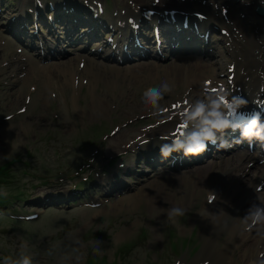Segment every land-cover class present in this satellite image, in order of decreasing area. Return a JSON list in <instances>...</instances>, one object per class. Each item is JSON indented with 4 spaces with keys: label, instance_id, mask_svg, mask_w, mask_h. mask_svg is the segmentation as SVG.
<instances>
[{
    "label": "rangeland",
    "instance_id": "374dc122",
    "mask_svg": "<svg viewBox=\"0 0 264 264\" xmlns=\"http://www.w3.org/2000/svg\"><path fill=\"white\" fill-rule=\"evenodd\" d=\"M0 1L5 5L10 4L6 10L11 11L16 0ZM114 1L117 8H120L121 0ZM112 9H114V5L109 7V10ZM0 20L4 21V19ZM8 46L5 47L6 50ZM63 46L66 52L65 57L50 62L57 64L72 61L70 68L69 64L62 68L65 74L70 73L67 80H64L62 75L58 79H49L46 74L47 78L44 75L42 77L46 83L42 82V71L35 65L37 69L27 75L26 80L31 74H34L39 76V81L33 78L29 82L25 81L22 86H15V92L9 96L6 95L7 99L0 103V116L10 115L0 124V166H7L9 176L7 182L0 183V196L7 198L5 204L0 206V258L15 257L20 252H25L34 257L35 264H61V258H65L62 264H195L192 261L203 257L201 255L203 240L199 229L206 222L204 220L201 222L202 217L196 212L202 209L204 205L202 199H205L204 193L208 188H205L202 193L195 195L191 193L188 196L184 192L180 196L181 192L175 196L168 192L169 207L185 209L184 216L175 217L172 220H168L167 209L162 208V203L152 204L149 200L141 201L139 205L133 207H125L126 201L122 202L119 206L123 208L114 212H108L107 209L101 211L104 208L102 206L77 208L75 204H70L59 209L53 206L38 207L37 203H30L32 197L40 190L42 178L50 177L48 175L54 174L57 170L65 172L71 168V171L78 173L85 168L95 169L97 164L105 167L108 161L121 155L124 159L111 162L108 170L116 169L117 166H126L124 164L131 158L130 152L134 150L128 136L134 130L141 129L139 128L141 124L129 125V122L135 121L137 117H142L143 130L145 125L149 126L157 121L156 118H152L155 116L152 114L153 109L141 101L143 91L148 87L159 85L162 81L173 84V91L165 94L160 101V107L163 109V106H167V103L173 98L180 100L179 97L185 93L183 90L189 88L185 84L184 78L174 79L176 72L172 76L169 75L171 74L169 70L174 64H171L169 68V62L161 64L160 61H156L158 70L155 74L139 81L133 78L134 72L130 73V76H124L126 67H132L138 61L122 67L120 74L115 73L116 71L106 73L98 68L100 76L95 80L90 72H83V68L75 66L78 62H76L77 57L71 53L72 46ZM213 47L212 50L207 48L205 50L217 54V46L213 44ZM86 48L88 45H85ZM208 52L204 53V58L213 59V53L209 54ZM12 53H14L12 50L5 53L4 65L6 63H11V66L17 65L14 63L16 55L13 57ZM93 57L99 60V57ZM84 58L86 59V57ZM148 61L154 60H146V62ZM218 61L221 62L220 59ZM29 63L26 62L25 68L21 64L18 65L20 66L18 68L9 67L10 65H6V68L11 71L16 69L20 72L19 75L23 76L29 73ZM178 68L182 67L178 65ZM225 68L224 65L221 67L215 65L212 72L201 71L194 81L197 84H202V80L207 77L205 75L223 80L222 74L226 72ZM130 71L132 72V69ZM31 88H34V91L30 92ZM28 91L33 97L28 103H23L24 95ZM98 94H101L99 95L101 98L97 97ZM21 107H24V111L18 112ZM96 108L101 110L97 111ZM137 141L141 142L142 140ZM233 153L235 152L230 155ZM226 158L228 156L220 158L221 160L218 159L215 164H220ZM84 159H88L89 163L82 166V163L85 162ZM211 162H215V160ZM211 162H205V164H211ZM250 163L252 164V162ZM198 166L201 165L180 167L171 173L179 174L190 169L187 167ZM256 166L258 167V164ZM250 169L255 170L254 168ZM156 176L153 175V179ZM159 180L166 181L169 188L173 187L168 183L169 179L168 181L162 178ZM213 180L214 178H206L204 184H212ZM216 180L217 184L221 181L219 178ZM116 181H118L117 178H110V183ZM147 182L145 181L144 185ZM254 182L251 187L256 184ZM116 184L114 183L110 187H114ZM186 184L187 181L184 179L180 191ZM246 185H249L247 181H241L240 187L247 188ZM138 187L139 185L125 196L137 192L140 188ZM260 187L261 185H256L255 190H259ZM224 189L227 190L225 184ZM102 190L104 188L97 191V194ZM22 193L27 198H13L18 194L21 196ZM145 194L148 196L146 199L152 198L151 201L155 195L154 193L149 194V192ZM244 195L248 196L249 194L245 192ZM122 196L112 202L119 200ZM236 197L233 198L229 214H237V208L240 207L238 205L240 198ZM219 199L220 194L216 193L217 205ZM39 204L44 206L47 203ZM256 204L264 206V203L260 204L258 201ZM243 206L241 205L240 208ZM28 212L38 215V218L36 216L34 220H27L25 216ZM71 220L74 222L73 226L69 224ZM239 226L238 224L237 227ZM240 228L245 232L243 227ZM260 228L261 226L254 228L252 234L258 237L255 244L264 248V231L262 232ZM220 239L222 240L221 236L219 241ZM97 241L99 244L96 245ZM95 245L100 250L99 252L94 251ZM262 253L263 251L256 252L258 259L255 261H258L257 263L264 261ZM251 256L252 254L248 256L249 260L253 258ZM237 258L238 256L234 253L230 261L223 263L235 264L234 260ZM245 259H240L241 261L238 262L242 264ZM208 260L210 258H205L203 262Z\"/></svg>",
    "mask_w": 264,
    "mask_h": 264
},
{
    "label": "bare ground",
    "instance_id": "6f19581e",
    "mask_svg": "<svg viewBox=\"0 0 264 264\" xmlns=\"http://www.w3.org/2000/svg\"><path fill=\"white\" fill-rule=\"evenodd\" d=\"M150 1L151 0H145L144 3L149 4ZM163 1H169L167 4H165L166 6H176L180 9H185L188 3V0H182L177 5H175L174 3L170 2V0H162V2ZM228 1L230 0H205L206 5L211 4L210 10L207 8H202L204 11L209 12V14L205 17L204 20H200V23L204 24V22L207 23V21H216L217 24L219 25V29L224 30V33L222 34V39L225 42L226 50L230 52L229 58L227 60L223 58L221 62H217L214 59L210 58L209 61L204 58L203 52L199 53V55L185 54L181 57L173 56L172 61L168 63L169 68L171 64H174L169 70L171 73L169 75L172 76L176 72L174 75V79L184 78L185 83L193 82L194 78H197V75L201 71L209 70L212 72L213 66L216 65L218 67H221V65L227 63L226 68L229 67L232 68L230 72L233 73L234 84L235 86L239 87V90L237 92L241 93L239 94L237 92H233L231 97L241 96L248 101V98L256 99L264 95V24L260 27V29L253 32L250 35L251 42H249L245 30L241 27V22H242L241 14H245L243 8L236 10L233 13H229L227 10L224 16L220 14L219 12L220 6L227 4ZM255 3L259 4V0H250L249 4L253 5ZM241 5L244 4L241 3ZM128 10L131 11L130 12L131 15L135 13L130 9V7H128ZM233 27L235 29H238L239 32L242 33L241 38H238L237 35L234 34ZM179 47L183 48L185 47V44H180ZM203 48L206 49V46ZM213 48L215 49V47ZM31 49H34V47H31ZM252 50H255L256 52L253 54ZM12 55L13 57H15L16 55L15 52L12 53ZM92 55L99 57V60L93 56L86 57L83 63L84 64L83 72H90L91 76L93 75L95 80H97L98 79L97 77L100 76V71H105L106 73H109L111 71H116L115 73L117 74H120V72L122 71V67L117 65L113 66L105 62V60L106 61L112 60L111 55L105 52H97V51H94ZM62 56H63V52H61L59 49H55V50H51L49 53L43 54V56L37 55L35 56V59L43 60L47 57L60 58ZM23 57L26 58L27 63L30 62L28 70L29 71L33 70L34 67L32 66V64L35 63V60L31 59L28 55H23ZM76 57L77 59L82 58L79 56ZM150 57H152V60L154 61L146 62V60H144L142 62H138L132 67H126L127 69L126 71L128 72L125 71L124 76H127L130 73L134 72L133 78L136 81H139L143 78H147L150 75L155 74L156 71L158 70L156 66V64L158 63L155 62L157 60L153 56ZM14 59H16L14 63H16L17 65L11 66L10 65L11 63H6L5 66L10 65L9 67H14V68L20 67L18 66L21 64L20 61L17 59V57ZM123 60L129 61V59L126 58ZM68 64L70 68V66H72V61L62 62L57 64L51 63L47 67H44L42 65L41 67H44L43 68L44 77L47 78L46 74H48L49 79H58V77L62 75L64 77V80H67L70 77V73L68 72L69 74H65V72L62 71V68L67 66ZM178 65L181 66L182 68H178ZM100 67L101 70L99 71L98 68ZM131 69L132 72L130 71ZM14 71H16V69ZM18 76L19 78L22 77L20 75ZM246 77L247 80H245ZM15 81L16 79H12L11 82H15ZM89 81L91 80L89 79ZM99 95L101 94H98L97 97L101 98ZM184 97H188L190 101V105L198 99L194 95H191L189 93L188 94L184 93L183 96L181 95V97H179V99ZM167 108L168 107L165 106L164 109ZM96 110L100 111L101 109L96 108ZM143 112H141V114H143ZM182 116L183 114L181 116H174V118H172L170 124V131H174L172 136L179 135L178 133L179 130H182L183 132L185 131V128L179 127L177 125L183 123ZM157 128H164V125H160V124L157 126L154 125L152 128L146 131L139 132V134L141 138H144L146 137L147 132H151ZM133 140L134 139L132 137L130 138L129 142H131L132 145H135L136 149L139 150L143 145L142 144L137 145V142L135 143L136 140L134 141ZM232 152L235 153L230 155L229 152H226L227 154L225 155H228V158H226V160L224 161H221V163L218 165L215 164L216 161L211 162V164H205V159H203L196 163H182L176 169L180 167L183 168L186 166H192L196 164H200L201 166L195 168L187 167L190 169L180 172L179 174L171 173L169 171L171 169H168V171H162L161 173L157 174L155 179H153L152 181H148L146 185L141 186L137 190V192L108 204L106 207L102 208L101 211L107 209L108 212L110 211L114 212L120 210V208H123L122 206H119V204L122 202L126 201V205L124 204L125 207L127 206L133 207L139 205L141 201H146V200H149L150 203L152 204L162 203V208L168 209L170 208L169 207L170 205L168 204L169 201L167 198L168 192H171L174 196L176 194H179L180 192L181 194H179V196L183 195L182 192H184L185 195L188 196L191 193L193 195L202 193L203 190H205V188H208V191L213 193L204 191L205 192L204 194L206 195L207 193L206 197L211 196V200H210L211 203L204 200L203 202L204 205L202 209L197 210L196 212V214L199 213L197 215H200V217H202L201 222L203 220L206 221L205 224H203V226H201V228L199 229L201 239L203 240V242L201 243V255H203V257L199 258V260L195 259L192 262H194L195 264L201 263L205 261V258H210V260L206 261L204 264H224L223 262L230 261V258L234 256L235 253L238 256V258L234 260L235 264H240L238 261H241L240 259H245V258L246 259L244 262H242V264H253V262H255V264H260L257 263L258 261L257 262L255 261L256 259H258L256 252L263 251L264 253V248L262 246H258L257 244H255L257 240L256 238L258 237L252 234V230L245 232L241 230L240 227L243 226L240 218L244 216L245 211L247 209V205L253 202L256 203V201H258V203L260 202V204L264 203V188H263L264 161L258 160L255 155H251L246 151L240 150V147L236 148ZM220 158H222V156H220ZM248 161L252 162V164H249L247 166L246 163ZM256 164H258V167L256 166ZM259 165H263V166H259ZM250 168H254L255 170L252 171ZM113 177H116L118 179V175L114 173L108 177V182H110V178ZM160 177L166 179L167 181L169 179L168 183L170 185H173V187L169 188L168 187L169 185H167L166 181L158 180V178ZM206 178H214L212 184H204V180ZM218 178L221 180L219 184H217V180H216ZM184 179H186L187 184L183 186L182 191H180V187L182 186V181H184ZM241 181H247V183H249V185H246L247 188L240 187ZM254 181L256 182V184H254V186L251 187ZM224 184L226 185L228 191L224 189ZM258 184H261L262 187L257 192L255 191L254 187H256L255 185ZM109 188L114 189L115 186L110 187L109 185ZM146 192H149V194L151 193L155 194L152 201H151L152 198L146 199L148 197L145 194ZM245 192H248L249 195L248 196L244 195ZM216 193L220 194L218 205L216 200ZM234 197L240 198L238 204L240 207L241 205L244 206L242 208L240 207L237 208V212H236L237 214H229V211L231 209V203H233ZM238 224L240 225L239 227H237ZM260 230L263 232L264 228L261 227ZM220 236L222 237V240L220 239L219 241ZM251 254L253 258L249 260L248 256Z\"/></svg>",
    "mask_w": 264,
    "mask_h": 264
},
{
    "label": "clouds",
    "instance_id": "9594fccd",
    "mask_svg": "<svg viewBox=\"0 0 264 264\" xmlns=\"http://www.w3.org/2000/svg\"><path fill=\"white\" fill-rule=\"evenodd\" d=\"M241 3L247 5L250 0H241ZM259 4L264 7V0H259ZM173 87L174 85L168 81H162L157 86L148 87L143 91L141 101L153 109V115H157L163 111L160 107V101L165 94L173 91ZM247 105L248 101L243 97L232 96L231 99H228V94L223 92L215 95L206 94L203 99H197L184 111L182 120L185 131L183 134L172 138L170 142L159 144V155L162 159H167L172 153H180L187 158L203 154L208 151L209 145L218 149L231 148L232 143L225 139L229 130L239 132L236 143H242L245 140L251 143V141L256 140L261 143V147H264V119H262L261 112L248 113L246 122L242 125L234 123L230 119ZM166 212L168 220L185 215V209L181 207L168 208ZM240 219L245 231H251L257 226L264 228V206L256 203L250 204ZM97 244L99 241L96 242ZM96 245L94 251L99 252L100 250ZM63 259L65 258H61V264ZM0 264H35V260L33 256L20 252L15 257L4 256L0 258ZM260 264H264V261H261Z\"/></svg>",
    "mask_w": 264,
    "mask_h": 264
},
{
    "label": "trees",
    "instance_id": "16d2710c",
    "mask_svg": "<svg viewBox=\"0 0 264 264\" xmlns=\"http://www.w3.org/2000/svg\"><path fill=\"white\" fill-rule=\"evenodd\" d=\"M7 179H8L7 167L6 166H0V182H5ZM16 199H19V197H17ZM1 201L2 200L0 199V202Z\"/></svg>",
    "mask_w": 264,
    "mask_h": 264
}]
</instances>
